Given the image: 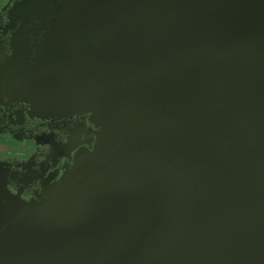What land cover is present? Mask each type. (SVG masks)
<instances>
[{"label":"water","instance_id":"water-1","mask_svg":"<svg viewBox=\"0 0 264 264\" xmlns=\"http://www.w3.org/2000/svg\"><path fill=\"white\" fill-rule=\"evenodd\" d=\"M4 32L2 96L97 131L28 201L0 175V264H264V0H17Z\"/></svg>","mask_w":264,"mask_h":264},{"label":"flooded vegetation","instance_id":"flooded-vegetation-1","mask_svg":"<svg viewBox=\"0 0 264 264\" xmlns=\"http://www.w3.org/2000/svg\"><path fill=\"white\" fill-rule=\"evenodd\" d=\"M15 1L4 0L0 6V61L9 55L10 34L4 28L6 11ZM2 94L0 175L12 194L28 201L43 185L58 181L75 153L90 150L87 143L97 130L87 115L41 119L31 115L29 105Z\"/></svg>","mask_w":264,"mask_h":264},{"label":"rangeland","instance_id":"rangeland-1","mask_svg":"<svg viewBox=\"0 0 264 264\" xmlns=\"http://www.w3.org/2000/svg\"><path fill=\"white\" fill-rule=\"evenodd\" d=\"M3 1H4V0H0V6L2 5Z\"/></svg>","mask_w":264,"mask_h":264}]
</instances>
